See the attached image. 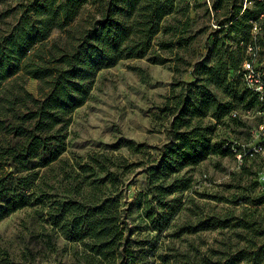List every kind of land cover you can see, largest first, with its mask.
<instances>
[{
  "label": "rangeland",
  "instance_id": "374dc122",
  "mask_svg": "<svg viewBox=\"0 0 264 264\" xmlns=\"http://www.w3.org/2000/svg\"><path fill=\"white\" fill-rule=\"evenodd\" d=\"M19 1L0 0V13L9 14L7 21L18 14ZM254 41L264 47V0H177L150 53L101 70L86 103L72 115L63 153V159H69L67 171L77 160L84 163L94 154H108L107 166L125 165L124 207L139 247L147 248L146 257L153 264L162 262L160 255L169 257L174 252L170 249L189 252L192 262L225 264L251 240L264 244L261 156L240 162L233 153H209L173 174L179 190L166 196L151 190L145 172L170 142L165 105L184 90L186 82L201 77L199 66L218 63L225 65L228 81L241 96L249 87L238 70L247 57V45ZM259 59L264 62V52ZM38 84L29 78L26 88L37 95ZM215 93L223 104L233 101L231 90ZM254 96L251 90L243 102L233 101L231 113L220 120L207 116L215 125L212 143L256 141L264 101ZM235 110L240 115L232 117ZM40 172L43 176L34 187L19 191L30 198L25 207L13 212L0 208V264H87L84 243L68 239L49 215L51 204L65 197L70 181L59 170ZM12 188L7 199L17 195V173ZM170 210L173 219L165 232L143 219L146 211L159 216ZM244 211L249 215L245 228L235 220ZM236 264L251 263L244 259Z\"/></svg>",
  "mask_w": 264,
  "mask_h": 264
},
{
  "label": "trees",
  "instance_id": "16d2710c",
  "mask_svg": "<svg viewBox=\"0 0 264 264\" xmlns=\"http://www.w3.org/2000/svg\"><path fill=\"white\" fill-rule=\"evenodd\" d=\"M176 4L177 0H21L13 21L0 13V202H4L0 208L13 212L25 207L30 198L19 191L34 187L43 176L42 168L59 170L70 183L65 197L51 204L50 219L68 239L84 243L87 264L153 262L146 257L147 248L139 247L126 214L121 189L125 165L107 166L108 154H94L67 171L69 159H63V153L72 115L86 103L101 70L150 53L164 18L175 12ZM197 73L201 77L186 82L163 108L170 114L166 126L170 142L145 168L151 190L164 196L179 190L173 177L179 170L209 153L235 155L230 146L224 147L233 142L212 143L215 125L207 116L222 119L252 89L240 96V89L228 81L224 64L199 66ZM29 78L39 81L37 95L26 88ZM218 89L231 90L234 102L223 104L215 93ZM15 173L17 195L7 199ZM172 214L173 210L159 216L146 211L143 219L165 232ZM235 220L238 226H249L245 211ZM251 241L225 264L244 259L264 264V244ZM170 251L174 252L169 257L160 255V264H209L192 262L189 252Z\"/></svg>",
  "mask_w": 264,
  "mask_h": 264
},
{
  "label": "built area",
  "instance_id": "2783aa9c",
  "mask_svg": "<svg viewBox=\"0 0 264 264\" xmlns=\"http://www.w3.org/2000/svg\"><path fill=\"white\" fill-rule=\"evenodd\" d=\"M255 28H261L255 25ZM247 57L238 70L239 77L252 89L259 99L264 101V62L259 57L264 48L256 41L250 42L246 47ZM240 115L238 111L232 113L233 117ZM260 121L256 128V141L252 143L227 142L224 147L230 146L236 158L243 162L245 159L261 156L264 159V110L259 112ZM264 179V172H263Z\"/></svg>",
  "mask_w": 264,
  "mask_h": 264
}]
</instances>
